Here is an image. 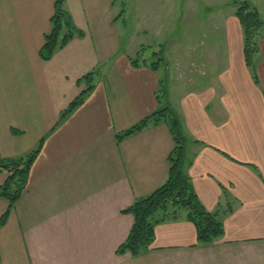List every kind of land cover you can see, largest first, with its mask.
I'll list each match as a JSON object with an SVG mask.
<instances>
[{
    "label": "crops",
    "instance_id": "1",
    "mask_svg": "<svg viewBox=\"0 0 264 264\" xmlns=\"http://www.w3.org/2000/svg\"><path fill=\"white\" fill-rule=\"evenodd\" d=\"M55 1L0 0V159L40 147L0 229V264H264V37L256 84L232 0H182L160 18L135 2L118 18L114 0H67L84 36L45 61ZM147 45L146 65H133ZM92 72L95 88L61 120ZM166 105L182 119L184 170L225 234L198 244L183 211L149 252L117 255L134 224L123 211L168 181L175 147L164 123L117 136ZM9 206L0 198V219Z\"/></svg>",
    "mask_w": 264,
    "mask_h": 264
},
{
    "label": "trees",
    "instance_id": "2",
    "mask_svg": "<svg viewBox=\"0 0 264 264\" xmlns=\"http://www.w3.org/2000/svg\"><path fill=\"white\" fill-rule=\"evenodd\" d=\"M65 2L66 0H56L55 2L51 31L45 36L44 45L40 52L41 58L45 61L51 60L57 51L66 47L75 37L84 36V33L76 27L69 12L65 9ZM234 5L236 17L243 30L245 62L255 83L259 84L257 57L260 53V42L264 36V19L260 12L247 1L236 0ZM143 50L142 48L131 60L133 65L139 66L147 63L143 59ZM153 56L161 57L159 53H155ZM161 62L163 60L159 59L149 65L157 70ZM95 75V72L89 73L78 81L79 85L85 84L86 88L62 113L61 120L84 103L95 88ZM159 93L160 96L165 95L166 91L162 88ZM161 123L169 127L175 143L170 157L169 178L154 193L136 199L131 207L123 211L124 214H130L134 217V224L126 241L117 250V255L129 253L133 257H138L149 252L156 239V227L168 220H176L183 211L187 213L188 219L196 226L198 244H212L225 234L221 215L206 210L194 189L191 178L184 170L187 140L183 132L182 119L170 105H166L119 134L117 136L118 142L121 143L125 138L140 132L148 125ZM39 149L40 147L19 158L0 159V173L8 175L5 183L0 187V198H5L10 203L9 209L0 219V229L8 221L12 208L27 188L30 171L39 154Z\"/></svg>",
    "mask_w": 264,
    "mask_h": 264
},
{
    "label": "rangeland",
    "instance_id": "3",
    "mask_svg": "<svg viewBox=\"0 0 264 264\" xmlns=\"http://www.w3.org/2000/svg\"><path fill=\"white\" fill-rule=\"evenodd\" d=\"M228 1H230V0H221L219 3L228 2ZM232 1H233L232 6L234 7L235 15H236V8L234 5V2L236 0H232ZM239 1L249 2L252 6H254L260 12V14L262 15V17L264 19V0H239ZM114 2L116 5V12L118 14V18L120 17L121 9H129L132 4L134 6V2H135L136 9L141 10L142 13L146 12V9H149V11H153V13H155V15L158 16V14H159V18L162 17L163 14L165 15L168 10L173 11L175 9V6H179L182 4V0H114ZM203 3H204V0H203ZM195 5H196V3H195ZM65 9H66V2H65ZM131 11H132V9H130V13H131ZM155 15H154V18H155ZM127 19H130V18H127ZM130 29H131V26H129V28L127 30V35L129 37H131L132 32H133V30H130ZM50 31H51V29H50ZM124 32H125V28L122 30L123 34H124ZM122 40H123V37H122ZM142 48L144 49L143 50V59H146L148 57V51H149L150 47L148 45L143 46L140 48L138 53L141 51ZM157 50L158 51H152L151 50L152 54L159 53L161 57L160 58L157 57V59H162L164 61V53H163L164 51L160 50V49H157ZM148 58H150V55Z\"/></svg>",
    "mask_w": 264,
    "mask_h": 264
}]
</instances>
